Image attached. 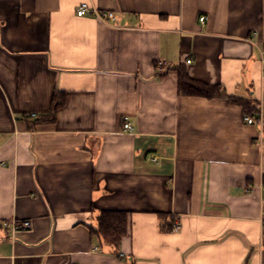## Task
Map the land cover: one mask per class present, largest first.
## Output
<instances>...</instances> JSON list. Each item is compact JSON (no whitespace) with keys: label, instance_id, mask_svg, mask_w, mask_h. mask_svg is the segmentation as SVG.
Segmentation results:
<instances>
[{"label":"crops","instance_id":"crops-1","mask_svg":"<svg viewBox=\"0 0 264 264\" xmlns=\"http://www.w3.org/2000/svg\"><path fill=\"white\" fill-rule=\"evenodd\" d=\"M263 49L264 0H0V264H264V117L175 68L258 112Z\"/></svg>","mask_w":264,"mask_h":264},{"label":"trees","instance_id":"trees-1","mask_svg":"<svg viewBox=\"0 0 264 264\" xmlns=\"http://www.w3.org/2000/svg\"><path fill=\"white\" fill-rule=\"evenodd\" d=\"M178 91L180 95L200 96L209 99L226 98L232 103L242 105L245 114H254L258 110V103L245 98L228 95L221 84H208L190 77L185 66L178 65ZM64 95L55 93L50 113L53 119L57 110L64 104ZM129 231L128 212L123 210H104L98 219V227L93 228L94 234L101 237L106 243L119 248L123 238Z\"/></svg>","mask_w":264,"mask_h":264},{"label":"built area","instance_id":"built-area-1","mask_svg":"<svg viewBox=\"0 0 264 264\" xmlns=\"http://www.w3.org/2000/svg\"><path fill=\"white\" fill-rule=\"evenodd\" d=\"M77 14L79 16H84V15H94L95 17H97L100 20L106 21L108 19H114L115 17V13L112 11L109 12H100L96 9H92L90 8V6L87 3H83L79 6V8L77 9ZM201 21L205 20V17L202 16L200 18ZM262 54V61L264 63V49L261 51ZM188 62L190 63L191 60H188ZM263 71H264V67H263ZM35 115V114H33ZM263 117H264V98L261 99L260 102V107H259V111L256 114H248L244 116V121L248 124H260L261 127L263 128ZM124 127L126 129H130L132 126L130 123H126L124 125ZM13 231L16 230H28L31 228V221L29 220H23V221H19V220H13L12 222L9 223V225ZM180 228V224H176L174 226V230L177 231Z\"/></svg>","mask_w":264,"mask_h":264}]
</instances>
